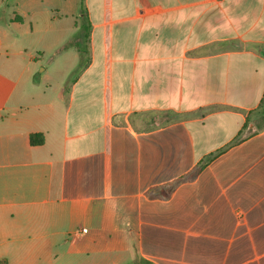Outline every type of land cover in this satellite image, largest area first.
Listing matches in <instances>:
<instances>
[{"label":"crops","instance_id":"obj_1","mask_svg":"<svg viewBox=\"0 0 264 264\" xmlns=\"http://www.w3.org/2000/svg\"><path fill=\"white\" fill-rule=\"evenodd\" d=\"M262 98L264 0H0V264H264Z\"/></svg>","mask_w":264,"mask_h":264},{"label":"trees","instance_id":"obj_2","mask_svg":"<svg viewBox=\"0 0 264 264\" xmlns=\"http://www.w3.org/2000/svg\"><path fill=\"white\" fill-rule=\"evenodd\" d=\"M82 1V0H81ZM82 5V3H81ZM86 23L87 19H84ZM88 38V25L86 24H81L80 30L77 34H75L70 41L63 46V49L69 46H74L79 52V63L77 67L72 71L70 74L67 83H69L72 78L80 71V69L86 64L87 62V57H86V41ZM256 115H257V121L256 123L258 124H264V98L261 99L260 104L258 109L256 110ZM260 129V127H258ZM42 142V138L40 135H32L30 136V143L32 145L40 144ZM209 160V159H208ZM141 264H152L148 261H142Z\"/></svg>","mask_w":264,"mask_h":264},{"label":"rangeland","instance_id":"obj_3","mask_svg":"<svg viewBox=\"0 0 264 264\" xmlns=\"http://www.w3.org/2000/svg\"><path fill=\"white\" fill-rule=\"evenodd\" d=\"M37 57H38L37 60H41V58H40L41 56L37 55ZM42 63H43V64H42L41 66H39V71H40V72H41V69H43L44 65L47 63V62H46V59H43V60H42ZM77 65H78V64H77ZM76 67H77V66H76ZM71 73H72V72H71ZM71 73H70V74H71ZM69 76H70V75H69Z\"/></svg>","mask_w":264,"mask_h":264}]
</instances>
